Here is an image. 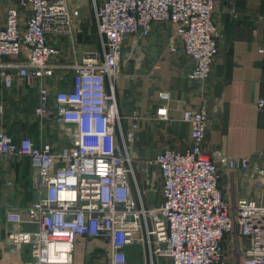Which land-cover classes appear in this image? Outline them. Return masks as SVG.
<instances>
[{
	"label": "built area",
	"instance_id": "2783aa9c",
	"mask_svg": "<svg viewBox=\"0 0 264 264\" xmlns=\"http://www.w3.org/2000/svg\"><path fill=\"white\" fill-rule=\"evenodd\" d=\"M70 2L0 0L1 86L10 89L17 78L35 86L34 115L63 131L72 126L74 134L69 145L55 147L0 130V156L27 157L38 194L25 217L5 209L6 242L28 248L23 264H74L80 237L84 251L103 249L109 264H264V151L259 159L207 151L213 112L202 97L197 108L182 111L190 145L145 159L138 185L132 132L123 134L120 125L117 79L127 61L144 57L140 40L157 24H168L169 50L190 59L186 77H210L218 45L216 0H91L102 52L84 50L80 58V7ZM65 49L72 60L64 58ZM159 97L166 101L168 93ZM257 105L264 107V98ZM155 116L168 119L164 103ZM141 118L134 112L132 128ZM157 186L158 204L146 206L143 196ZM24 223L35 227L24 229Z\"/></svg>",
	"mask_w": 264,
	"mask_h": 264
},
{
	"label": "crops",
	"instance_id": "0c3cea01",
	"mask_svg": "<svg viewBox=\"0 0 264 264\" xmlns=\"http://www.w3.org/2000/svg\"><path fill=\"white\" fill-rule=\"evenodd\" d=\"M260 16H264V0H216L213 19L218 27L217 53L210 77L204 82L189 80L186 74L190 59L181 51L169 50L168 24H157L150 37L140 40L144 57L139 62L127 61L115 86L121 130L123 134L132 132L129 141L136 170H141L144 160L163 148L183 150L190 145V124L182 120V111L185 107L197 108L202 97L207 98L213 112L204 139L206 150L216 148L229 156L261 157L264 107L260 108L257 101L264 98V18ZM82 52L77 51L78 58ZM64 58L72 60L69 49L64 50ZM67 75L70 74L66 72L63 78L69 79ZM161 91L168 93L166 101L160 99ZM37 103L36 87L24 79L17 78L10 89L0 84V130L36 143L69 145L73 127L63 131L50 118L35 116ZM163 103L167 106V120L155 116ZM134 112L142 116L136 128L131 126ZM31 173L27 157L0 156V264H12L20 251L27 256L23 262L29 259L26 246L15 249L6 242L4 211L12 208L26 216L27 204L38 197ZM220 183L226 186L225 174ZM22 227L28 230L35 226L24 223ZM79 241L77 246L82 248L84 238ZM77 258L75 262L80 263L83 253Z\"/></svg>",
	"mask_w": 264,
	"mask_h": 264
},
{
	"label": "rangeland",
	"instance_id": "374dc122",
	"mask_svg": "<svg viewBox=\"0 0 264 264\" xmlns=\"http://www.w3.org/2000/svg\"><path fill=\"white\" fill-rule=\"evenodd\" d=\"M71 5H79L80 7V17L78 26L75 29V34L77 37V51L81 54V50H92L96 51L98 54L102 52V38L97 32L96 28V21L93 14V7L91 0H71ZM131 154V153H130ZM133 168L137 172L138 177V185H141L142 178H140L141 173L136 170V166L134 160L132 162ZM136 191V190H135ZM160 200V192L157 186V189L153 192H147L146 196H143V202L146 206L154 207L158 204ZM81 247L76 248L75 252V260L78 259L77 256L82 255L83 253V260H80V263L75 262V264H109L108 256L103 249H95L87 253L84 248V245ZM80 249V250H79ZM24 251L17 252L15 256L19 259V264L24 263L23 261L27 256H24ZM27 254L28 251H27ZM17 259L14 261L12 260L10 263L18 264ZM135 258L130 257V261H136ZM158 261V260H157ZM26 262V261H25ZM159 264H166V260L160 259Z\"/></svg>",
	"mask_w": 264,
	"mask_h": 264
}]
</instances>
